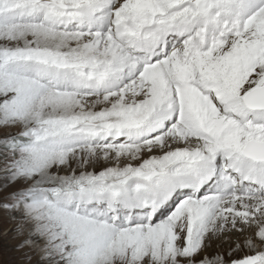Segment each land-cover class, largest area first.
Returning <instances> with one entry per match:
<instances>
[{
    "label": "snow or ice",
    "instance_id": "1",
    "mask_svg": "<svg viewBox=\"0 0 264 264\" xmlns=\"http://www.w3.org/2000/svg\"><path fill=\"white\" fill-rule=\"evenodd\" d=\"M0 42V127H21L0 138V191L27 185L0 203L29 226L18 248L228 264L201 256L207 241L249 229L230 264H264V0H0ZM100 158L115 166L86 170ZM70 162L84 170L59 175Z\"/></svg>",
    "mask_w": 264,
    "mask_h": 264
},
{
    "label": "rangeland",
    "instance_id": "2",
    "mask_svg": "<svg viewBox=\"0 0 264 264\" xmlns=\"http://www.w3.org/2000/svg\"><path fill=\"white\" fill-rule=\"evenodd\" d=\"M18 132H20V130L17 129L14 134ZM101 160L104 159L101 158ZM92 167L93 166L88 169L86 168V170L94 171ZM106 167L107 165L103 163L102 166H98V169L95 171L98 172ZM109 167H112V165ZM81 170L84 169L79 168V171ZM70 171L71 169L67 170L66 173L70 174ZM24 186L25 184L23 183L20 188H23ZM9 187H11L12 189H10ZM9 187L4 191H0V203L4 202V196H6L8 192L14 191V186L10 185ZM15 189L17 190L19 188ZM9 213V211L0 207V264H32L31 260L25 259L24 254H29L27 246H23L22 248L17 247L21 244L22 241L27 238L28 235L24 234V231L22 234L17 233V226L14 228L12 225V223L16 224V222L14 221L13 216H9ZM7 218L10 219L8 220ZM247 254L251 253L249 252V248L244 245V242L239 243L235 240V238H232L231 240L221 241L218 244L214 243L213 240H208L207 247L204 249L203 254L201 253V256L207 255L209 258L221 256L225 259L226 262H228V264H230L231 260L242 258Z\"/></svg>",
    "mask_w": 264,
    "mask_h": 264
},
{
    "label": "bare ground",
    "instance_id": "3",
    "mask_svg": "<svg viewBox=\"0 0 264 264\" xmlns=\"http://www.w3.org/2000/svg\"><path fill=\"white\" fill-rule=\"evenodd\" d=\"M0 43H2V42H0ZM2 99H3V97H0V100H2ZM17 129L21 131V127L19 125L12 126V127H0V132H1L0 133V138H2L4 136H7V135H10V134H14L15 131H17ZM145 158H146V156H145ZM103 163H105V165H107V167H109L111 165L112 166H115V161L114 160L105 161V160H101V158H100V159H97V160L93 161V164L91 165V166H93L92 169L94 171L97 170L98 169V166H102ZM70 164H71V167L68 168L67 170H70L71 168H75V167L78 168L77 165L75 164V162H70ZM91 166H85V168L88 169V168H91ZM67 170H65V169L62 168L58 172V174L66 175L67 174L66 173ZM76 170H77V173H78L79 172V168L76 169ZM0 183L1 184L3 183V180L2 179H0ZM21 185H23V182H17L16 184H13L12 186H14V191L16 190L15 188H20ZM24 187H26V184H25ZM9 188L12 189L11 187H9ZM6 196H4V197H6ZM9 216H11V217L12 216L13 217L14 216L17 217L16 219H14V221L16 222V224L15 223L14 224L12 223L13 227L15 228L17 226V222H19V213H9ZM28 227H29L28 225L25 226L24 234H27L29 236ZM252 234H253L252 230H249V229H246V230H244L242 232L241 231H236L235 229H232V230H225L223 233H219L217 236L212 237L210 240H213L214 243L218 244L221 241H227V240H231L232 238H235V240L237 242L243 243ZM28 236H27V238H28ZM27 248H28L27 250H28L29 254H31V263L32 264H40L38 252L34 251L33 249L29 248L28 246H27ZM249 252L251 253L252 250L249 249ZM198 259H199V257H198Z\"/></svg>",
    "mask_w": 264,
    "mask_h": 264
}]
</instances>
